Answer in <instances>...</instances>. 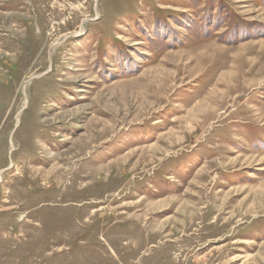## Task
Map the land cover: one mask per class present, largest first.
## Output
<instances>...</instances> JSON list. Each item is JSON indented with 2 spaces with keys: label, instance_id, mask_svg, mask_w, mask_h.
Returning <instances> with one entry per match:
<instances>
[{
  "label": "rangeland",
  "instance_id": "1",
  "mask_svg": "<svg viewBox=\"0 0 264 264\" xmlns=\"http://www.w3.org/2000/svg\"><path fill=\"white\" fill-rule=\"evenodd\" d=\"M0 174V264H264V0H0Z\"/></svg>",
  "mask_w": 264,
  "mask_h": 264
},
{
  "label": "bare ground",
  "instance_id": "2",
  "mask_svg": "<svg viewBox=\"0 0 264 264\" xmlns=\"http://www.w3.org/2000/svg\"><path fill=\"white\" fill-rule=\"evenodd\" d=\"M19 147H20V148H19L18 150L21 149V145H20ZM0 175H2V174H0ZM74 180H75V179H73V181H74ZM76 182H77V181H76ZM74 183H75V182H74ZM61 185H62V184H61ZM106 234H110V231L106 232L105 235H106Z\"/></svg>",
  "mask_w": 264,
  "mask_h": 264
}]
</instances>
